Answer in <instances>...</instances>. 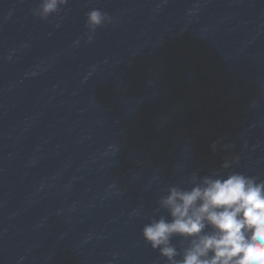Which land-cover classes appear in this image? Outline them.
Instances as JSON below:
<instances>
[{"label":"water","instance_id":"obj_1","mask_svg":"<svg viewBox=\"0 0 264 264\" xmlns=\"http://www.w3.org/2000/svg\"><path fill=\"white\" fill-rule=\"evenodd\" d=\"M40 3L0 0V264H168L170 186L264 180V0Z\"/></svg>","mask_w":264,"mask_h":264},{"label":"clouds","instance_id":"obj_2","mask_svg":"<svg viewBox=\"0 0 264 264\" xmlns=\"http://www.w3.org/2000/svg\"><path fill=\"white\" fill-rule=\"evenodd\" d=\"M67 3L41 0L32 14L45 20ZM85 15L91 43L96 29L112 17L99 9ZM216 147L211 145L213 151ZM233 162L225 160L221 167L228 169ZM190 183V188L170 186L160 199L169 218L161 216L143 226L142 237L150 247L168 264H264V180L231 172L193 176ZM173 237L187 242L182 256Z\"/></svg>","mask_w":264,"mask_h":264}]
</instances>
